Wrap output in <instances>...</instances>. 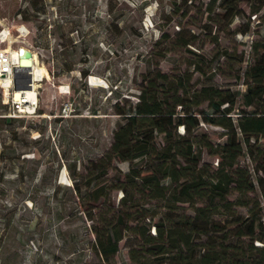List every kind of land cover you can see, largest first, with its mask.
<instances>
[{
    "label": "rangeland",
    "instance_id": "rangeland-1",
    "mask_svg": "<svg viewBox=\"0 0 264 264\" xmlns=\"http://www.w3.org/2000/svg\"><path fill=\"white\" fill-rule=\"evenodd\" d=\"M236 1L229 22L224 0H0V52L25 48L44 74L35 112L22 118L3 117L7 95L0 87V264H99L90 230L122 193L110 189L94 204L83 197L123 180L128 163L114 162L104 177L95 165L122 123L117 110L127 113L157 73L190 91L230 94L232 119L264 114V87L251 106L244 99L256 86L246 73L264 54V0ZM196 111L219 117L206 102ZM224 131L206 123L194 131L208 142L199 166L209 175ZM240 176L253 189L244 196L249 206L236 211L251 208L264 223L263 142L243 145L232 171L234 180ZM238 197L232 190L228 198ZM134 244L126 234L112 264H130Z\"/></svg>",
    "mask_w": 264,
    "mask_h": 264
},
{
    "label": "trees",
    "instance_id": "trees-1",
    "mask_svg": "<svg viewBox=\"0 0 264 264\" xmlns=\"http://www.w3.org/2000/svg\"><path fill=\"white\" fill-rule=\"evenodd\" d=\"M236 2L224 0L229 22L237 15ZM246 75L256 84L244 96L245 106H251L264 87V54ZM155 79L144 81L127 113L117 110L122 123L95 165L104 177L114 162L129 164L118 184L84 194L86 203L94 204L106 199L110 189L122 193L117 208L110 207L101 225L92 226L90 250L99 264H112L119 242L129 233L135 242L130 264H264V223L251 208L245 215L236 211L249 206L244 196L253 184L246 176L232 178L243 145L252 139L264 143V114L242 113L232 119L230 94L210 87L190 91L158 73ZM204 102L218 119L196 111ZM201 123L225 130V144L213 151L218 167L210 175L199 166L201 149L208 146L194 135ZM232 190L240 193L233 201L228 198ZM184 205L191 214L179 212Z\"/></svg>",
    "mask_w": 264,
    "mask_h": 264
},
{
    "label": "built area",
    "instance_id": "built-area-1",
    "mask_svg": "<svg viewBox=\"0 0 264 264\" xmlns=\"http://www.w3.org/2000/svg\"><path fill=\"white\" fill-rule=\"evenodd\" d=\"M16 65L17 58L13 60L11 59L10 54L3 51L0 52V87L3 95H7L6 112L3 117L7 119L22 118L35 112L37 90L36 84L32 80L28 89L19 90V92H21V95H19L18 98H14L13 96L14 86L12 81V72L13 68ZM1 85H5V87H2ZM19 85L22 86L24 85V83L20 81ZM29 89L31 92H33V97L35 100L33 104L28 100L26 96L25 90Z\"/></svg>",
    "mask_w": 264,
    "mask_h": 264
},
{
    "label": "water",
    "instance_id": "water-1",
    "mask_svg": "<svg viewBox=\"0 0 264 264\" xmlns=\"http://www.w3.org/2000/svg\"><path fill=\"white\" fill-rule=\"evenodd\" d=\"M32 53L25 49L19 48L17 54V65L13 68L12 81L14 90L28 89L31 82V76L29 74L32 66ZM22 81L24 85L20 86Z\"/></svg>",
    "mask_w": 264,
    "mask_h": 264
},
{
    "label": "bare ground",
    "instance_id": "bare-ground-1",
    "mask_svg": "<svg viewBox=\"0 0 264 264\" xmlns=\"http://www.w3.org/2000/svg\"><path fill=\"white\" fill-rule=\"evenodd\" d=\"M5 33V32H4ZM5 53L10 54L11 59L15 60L17 58V54H18V50L15 52L9 51V50H5L3 51ZM33 56V55H32ZM38 67V66H37ZM35 65V60H34V56L32 58V66H31V70L29 72L30 76H31V80L36 84L37 82H39L42 78H44V74H43V69H38ZM46 77V76H45ZM2 87H5V85H1ZM26 92V96L28 98V100L33 104L34 103V97H33V92L29 90H25ZM6 95V94H5ZM19 95H21V92H19V90H14L13 91V96L14 98H18Z\"/></svg>",
    "mask_w": 264,
    "mask_h": 264
}]
</instances>
